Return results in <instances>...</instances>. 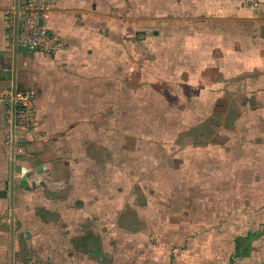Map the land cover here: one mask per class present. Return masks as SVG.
Wrapping results in <instances>:
<instances>
[{
    "label": "crops",
    "instance_id": "crops-1",
    "mask_svg": "<svg viewBox=\"0 0 264 264\" xmlns=\"http://www.w3.org/2000/svg\"><path fill=\"white\" fill-rule=\"evenodd\" d=\"M15 1L0 0V97L7 92L0 100V264H11L19 252L26 261L43 249L38 224L50 231L65 213L80 209L90 217L91 202L80 198L90 185L86 162L99 161L112 138L122 159L116 136L130 128L133 139L140 125L133 116L123 118L138 108V98L149 99L148 107L161 99L155 115H180L179 125L210 131L203 145L217 144L213 136L220 131H243L232 139L239 151L226 152L264 161V18L255 15L264 12L262 0H181L188 12L163 13L159 21L155 12L164 7L151 6L153 0H39L57 42L51 52L17 42ZM143 21L152 28L139 29ZM144 32L145 43L137 38ZM14 91L32 92L34 99L19 106ZM188 112L199 114L198 121L185 118ZM250 222L253 229L244 235L187 234L174 248V263L264 264V220ZM87 234L83 244L90 242Z\"/></svg>",
    "mask_w": 264,
    "mask_h": 264
},
{
    "label": "rangeland",
    "instance_id": "rangeland-1",
    "mask_svg": "<svg viewBox=\"0 0 264 264\" xmlns=\"http://www.w3.org/2000/svg\"><path fill=\"white\" fill-rule=\"evenodd\" d=\"M135 1L140 4L143 0ZM124 2L119 4L123 5V11ZM153 2L150 5L155 8L164 7L163 11L155 12L156 20L163 13L178 17L177 13L189 11L185 4L179 6L181 0ZM255 13L264 18V12ZM150 25L152 22H140L139 29L150 28ZM158 25L156 22L154 30ZM144 34L139 33L137 38L145 43ZM138 102V108L133 112L124 111L123 118L125 123L133 116L136 125H140L138 132L133 139L130 128L124 129L121 137L118 133L116 136L117 146L122 143V159L116 158L112 138L102 148L99 161L91 157L86 162L90 166L84 170L87 174L90 172L91 179L80 198L91 202L90 217L87 219L80 209L65 213L62 222L54 221L50 231H43L38 224L44 254L38 253V249L43 250L40 249L42 244L36 253L30 246L31 257L24 261L22 253H16L11 264H178L173 261L177 253L174 248L181 247L180 240L187 234L207 230L209 234L223 231L244 235L248 229H253L250 227L252 219L264 220V193L261 191L264 161H250L251 156L233 150L226 152L233 147L239 151L241 144L236 146L232 139L242 138L243 131L236 134L220 131L213 136L217 144L203 145L212 138L210 131L200 132L194 125H179L184 120L180 115L172 113L166 119L155 115L161 99L153 107H148L147 98H138ZM170 107L177 110L173 105ZM183 115L193 123L200 118L197 113ZM257 134V131L252 132L255 137ZM195 138L200 140L199 147L191 144ZM166 143L169 145L164 146ZM181 145L188 147L184 151ZM220 147L224 151L217 149ZM233 152L239 157H233ZM104 158L109 162H104ZM74 179L78 182L79 178ZM70 185L73 186L72 180ZM236 217L241 226H233L231 219ZM81 221L86 222H83L85 227L81 226ZM85 232L90 242L83 244Z\"/></svg>",
    "mask_w": 264,
    "mask_h": 264
},
{
    "label": "built area",
    "instance_id": "built-area-1",
    "mask_svg": "<svg viewBox=\"0 0 264 264\" xmlns=\"http://www.w3.org/2000/svg\"><path fill=\"white\" fill-rule=\"evenodd\" d=\"M15 20L17 27V42L30 50L37 52H51L57 48L54 36H51L47 26L43 23L42 10L39 0H23L17 6ZM7 92H3L0 100L4 101ZM14 101L19 106H27L34 99V94L28 91H14Z\"/></svg>",
    "mask_w": 264,
    "mask_h": 264
},
{
    "label": "water",
    "instance_id": "water-1",
    "mask_svg": "<svg viewBox=\"0 0 264 264\" xmlns=\"http://www.w3.org/2000/svg\"><path fill=\"white\" fill-rule=\"evenodd\" d=\"M15 6H16V7L18 6V0L15 1ZM25 172H26V169H23V170H22V173L25 174Z\"/></svg>",
    "mask_w": 264,
    "mask_h": 264
}]
</instances>
